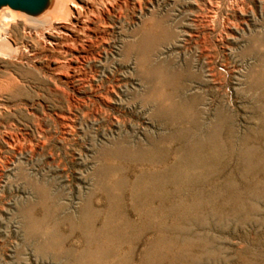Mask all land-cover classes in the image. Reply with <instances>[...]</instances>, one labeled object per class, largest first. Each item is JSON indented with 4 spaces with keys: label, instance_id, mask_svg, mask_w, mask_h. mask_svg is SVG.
<instances>
[{
    "label": "rangeland",
    "instance_id": "374dc122",
    "mask_svg": "<svg viewBox=\"0 0 264 264\" xmlns=\"http://www.w3.org/2000/svg\"><path fill=\"white\" fill-rule=\"evenodd\" d=\"M74 2L0 28V264H264V0Z\"/></svg>",
    "mask_w": 264,
    "mask_h": 264
},
{
    "label": "bare ground",
    "instance_id": "6f19581e",
    "mask_svg": "<svg viewBox=\"0 0 264 264\" xmlns=\"http://www.w3.org/2000/svg\"><path fill=\"white\" fill-rule=\"evenodd\" d=\"M76 6L78 7V5H75L74 0H53L51 6L42 15L32 17H34L35 21L47 24L53 23L54 21L66 22L73 15V10ZM19 15L17 11H11L8 7L0 10V28L8 26ZM13 52L12 42L0 35V58L8 57ZM5 141L8 145L13 144L11 138H6Z\"/></svg>",
    "mask_w": 264,
    "mask_h": 264
},
{
    "label": "water",
    "instance_id": "95a60500",
    "mask_svg": "<svg viewBox=\"0 0 264 264\" xmlns=\"http://www.w3.org/2000/svg\"><path fill=\"white\" fill-rule=\"evenodd\" d=\"M53 0H0V10L9 7L30 16L42 15L52 4Z\"/></svg>",
    "mask_w": 264,
    "mask_h": 264
}]
</instances>
